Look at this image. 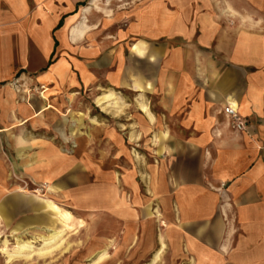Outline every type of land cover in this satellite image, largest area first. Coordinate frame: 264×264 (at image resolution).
Instances as JSON below:
<instances>
[{"label":"crops","instance_id":"0c3cea01","mask_svg":"<svg viewBox=\"0 0 264 264\" xmlns=\"http://www.w3.org/2000/svg\"><path fill=\"white\" fill-rule=\"evenodd\" d=\"M125 1L0 0L1 217L58 239L82 215L98 263L264 264V0ZM113 89L132 125L93 109Z\"/></svg>","mask_w":264,"mask_h":264},{"label":"rangeland","instance_id":"374dc122","mask_svg":"<svg viewBox=\"0 0 264 264\" xmlns=\"http://www.w3.org/2000/svg\"><path fill=\"white\" fill-rule=\"evenodd\" d=\"M114 1H117L119 5L128 3L125 0ZM105 92H111V99L105 101V98H103L100 104L98 102L96 104L92 103L93 109L98 112L100 110L106 111L108 113L106 120H110L109 117H112L118 126L125 124L127 121H130V125H132L133 115L137 113L138 109L136 95H127L123 91L113 89L112 91H99L95 96L102 98L105 96L103 94ZM97 97H92L91 100L96 101ZM115 101L116 103H114ZM143 111H146V108ZM97 116L101 118L103 115L101 117L100 115ZM102 118L104 119V117ZM152 141V135L145 134L143 139L141 137L139 143L134 146L136 148V156H146L151 151L149 147H151ZM4 153L2 152V154ZM6 178L11 191L50 196V185L46 181L30 182L12 168L7 170ZM50 198L58 202L59 207L68 208L62 201H57L51 196ZM72 215L74 222H68L70 223L69 226L64 228L58 239L46 245L39 238V236H47L49 234V231L47 233L43 230L45 226L25 227L17 231L20 234L18 236V234L12 233L14 224H7L0 215V264H115L112 263L111 258L102 260L99 263L95 262L96 254L99 250L105 249V252L108 253L113 251L114 246L110 245L106 248L104 245H98L97 242L99 240L104 241V237L100 235L99 231L90 230L89 220L82 215L75 213H72ZM21 232L23 233L21 234ZM17 238L30 241V252L24 251L20 253L17 251ZM95 244H97V248L94 250Z\"/></svg>","mask_w":264,"mask_h":264},{"label":"bare ground","instance_id":"6f19581e","mask_svg":"<svg viewBox=\"0 0 264 264\" xmlns=\"http://www.w3.org/2000/svg\"><path fill=\"white\" fill-rule=\"evenodd\" d=\"M106 96H103L102 98H98L97 102L100 104L102 103L101 101L103 100V98H105ZM145 108L142 107V110H144ZM59 235L58 232L54 231V230H50L49 234L47 236H39V238L42 239V241L44 242V244H48L51 241L55 240L56 237ZM17 251H19L20 253L24 252V251H29L30 252V248H31V244L29 240H20V238H17ZM25 254V253H24Z\"/></svg>","mask_w":264,"mask_h":264},{"label":"built area","instance_id":"2783aa9c","mask_svg":"<svg viewBox=\"0 0 264 264\" xmlns=\"http://www.w3.org/2000/svg\"><path fill=\"white\" fill-rule=\"evenodd\" d=\"M222 112L224 116L229 119L230 125L239 130L242 129L245 125L243 119L238 115V113L235 111L232 105H225L222 108Z\"/></svg>","mask_w":264,"mask_h":264}]
</instances>
